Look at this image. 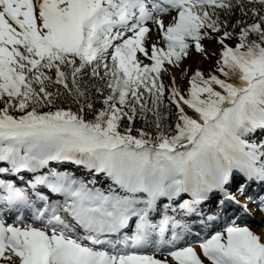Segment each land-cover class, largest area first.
Returning a JSON list of instances; mask_svg holds the SVG:
<instances>
[{"label":"snow or ice","instance_id":"6c2138e0","mask_svg":"<svg viewBox=\"0 0 264 264\" xmlns=\"http://www.w3.org/2000/svg\"><path fill=\"white\" fill-rule=\"evenodd\" d=\"M0 264H264V0H0Z\"/></svg>","mask_w":264,"mask_h":264},{"label":"rangeland","instance_id":"374dc122","mask_svg":"<svg viewBox=\"0 0 264 264\" xmlns=\"http://www.w3.org/2000/svg\"><path fill=\"white\" fill-rule=\"evenodd\" d=\"M185 64L186 65H192L193 67L199 66L200 68H202L204 70L208 69L207 61L202 60L198 56H194L193 59L186 60ZM180 86L181 87L186 86V82L184 80H181ZM254 216H255L254 218L256 220V223H252V224L254 225V230L259 231L260 230L261 215L258 213V214H255ZM257 220H258V223H257Z\"/></svg>","mask_w":264,"mask_h":264},{"label":"trees","instance_id":"16d2710c","mask_svg":"<svg viewBox=\"0 0 264 264\" xmlns=\"http://www.w3.org/2000/svg\"><path fill=\"white\" fill-rule=\"evenodd\" d=\"M207 63H208V67H209V62L207 61ZM186 82V81H185ZM183 87H185V86H183Z\"/></svg>","mask_w":264,"mask_h":264},{"label":"bare ground","instance_id":"6f19581e","mask_svg":"<svg viewBox=\"0 0 264 264\" xmlns=\"http://www.w3.org/2000/svg\"><path fill=\"white\" fill-rule=\"evenodd\" d=\"M258 223V222H257Z\"/></svg>","mask_w":264,"mask_h":264}]
</instances>
